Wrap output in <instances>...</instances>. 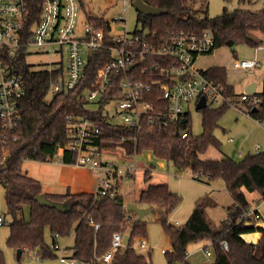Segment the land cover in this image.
Wrapping results in <instances>:
<instances>
[{
    "label": "trees",
    "instance_id": "trees-1",
    "mask_svg": "<svg viewBox=\"0 0 264 264\" xmlns=\"http://www.w3.org/2000/svg\"><path fill=\"white\" fill-rule=\"evenodd\" d=\"M143 1L164 14L152 17L138 13L137 24L141 28L134 32L142 37L160 40L174 33L199 35L210 32L215 42L214 50L226 46H264V11L238 8L225 10L220 16L210 18L195 16L185 0ZM256 1L239 0V3L252 5ZM88 19L100 25L107 22L91 16ZM257 32L261 34L259 39L255 35ZM233 54L236 55L235 50ZM100 56L97 54L89 60L86 78L76 90L59 94L50 101V88L57 73L46 67L37 69L28 64L25 58L18 60V70L25 80L27 94L20 106L21 124L8 144L9 154L6 159L0 154V184L6 191L7 211L11 218L8 246L16 251L36 250L41 259H57L56 250L45 240L46 231L50 232L54 242L57 241L56 235L60 238L73 233L74 245L70 248L73 251L70 258L82 264H153L151 252L140 254L136 250L137 243L147 238L149 222L145 219L135 222V215L127 211L124 198L118 193V185L114 189L115 194L106 196L95 193L75 195L70 192L44 194L41 183L24 172L27 161L51 163L57 160L60 150L70 142L67 118L72 116L96 121L102 130L98 144L105 149H121L126 159L136 160L141 154L151 152L157 159L174 163L179 170L191 169L197 179L207 177L211 181L223 179L226 182L234 203L227 209V219L219 227H214L207 216V209L215 206L208 197L198 200L186 224L177 227L170 223L169 218L181 204L182 198L166 184H151L142 191L138 204L159 209L158 221L171 240L172 251L164 254L168 264H191L187 257L188 247L203 240L213 242L216 253L213 264H264V228L254 224L248 226L246 221H240L242 215L250 210L242 189L264 194V152L249 155L242 161L229 157L201 158L210 148L221 152L222 143L214 132L229 106L200 110L203 126L200 135L192 133L190 112L185 113L179 122L166 124L153 111L143 117L141 130L121 128L111 123L110 117L104 114L108 101L123 97L121 75L113 76L110 93L104 100H88L98 69L111 58L108 53L103 59ZM138 64L127 76L153 84L152 89L144 93L143 99L154 106V110L166 111L168 105L163 99L160 84L153 82H171L168 73L174 67V61L147 54ZM145 69L147 73L143 74ZM202 71L211 80L222 83L228 97L240 96L227 82L226 68L215 66ZM257 95L264 97L261 93ZM263 111L264 108L251 109L250 115L257 119ZM60 159L64 164L76 162V156L68 150L62 152ZM149 178L147 172L146 181ZM38 194L69 206L68 211L61 213L42 207L35 200ZM25 206L30 208L28 220L25 219ZM256 231L263 234L258 243H249L243 238V235ZM118 232L131 236L129 246L119 249L112 260L105 263L103 257L111 250L113 235ZM224 240L229 244L227 252L220 246ZM4 263V252L0 247V264Z\"/></svg>",
    "mask_w": 264,
    "mask_h": 264
},
{
    "label": "built area",
    "instance_id": "built-area-1",
    "mask_svg": "<svg viewBox=\"0 0 264 264\" xmlns=\"http://www.w3.org/2000/svg\"><path fill=\"white\" fill-rule=\"evenodd\" d=\"M131 0L123 1L122 13L112 21L100 25L86 18L81 22L83 4L81 0H0V154L3 159L9 154L8 144L21 124V102L27 94L23 75L18 70V60L28 59L34 54H54L58 61L49 69L56 72L49 101L59 94L76 90L86 78V67L90 59L106 53L111 58L97 71L96 82L88 93L89 101H102L106 98L114 80V75H121L120 87L123 97L108 101L104 114L110 122L121 128L141 130L142 119L148 113L157 112L163 123H176L183 119L188 107L206 98V107L212 109L225 105L238 111L241 109L249 116L250 110L264 108V97L243 93L239 97H228L222 83L211 80L196 65L200 56L212 54L215 42L210 32L202 34L174 33L164 39L145 38L128 33L126 19ZM118 26L124 27L123 34H114ZM264 47V46H261ZM35 50V51H34ZM104 53V54H103ZM160 56L174 61L169 70L171 82L154 81L160 84L163 99L167 103L166 111L154 110V106L143 99L144 93L152 89L153 84L138 81L127 74L138 67L145 56ZM66 59V65L63 61ZM133 65L135 68L131 69ZM235 67L249 71L260 67L258 60H238ZM147 70H143L146 74ZM261 94L264 95V86ZM116 104L114 111L107 106ZM69 122L68 145L60 152L68 150L76 156L75 165L92 171L98 179L95 194L113 195L114 189L124 176H132L137 170L136 160L118 163L106 157L109 150L102 148L98 140L102 130L91 118L72 117ZM186 135V133H184ZM259 149V147H258ZM260 220L258 211L245 212L240 221ZM0 216V226L4 223ZM98 226H96V229ZM58 239V235L55 237ZM124 236L113 235L111 250L104 255L103 261L109 263L114 253L122 247ZM221 248L229 251L227 241H221ZM140 249L147 248L145 240L138 242ZM51 248L60 251V262L81 264L75 259L67 258L64 249L57 242ZM165 254L166 251L162 250ZM37 258L40 256L36 255Z\"/></svg>",
    "mask_w": 264,
    "mask_h": 264
},
{
    "label": "rangeland",
    "instance_id": "rangeland-1",
    "mask_svg": "<svg viewBox=\"0 0 264 264\" xmlns=\"http://www.w3.org/2000/svg\"><path fill=\"white\" fill-rule=\"evenodd\" d=\"M123 1L124 0H83L84 6L81 12V22L89 16L112 21L122 13ZM185 4L189 7L192 13L198 17L208 16L210 18H216L223 14L225 10L232 11L238 8L248 9L254 12L264 11V0H257L252 5L240 4L239 0H185ZM123 17L126 19L128 33H133L136 29L141 28V25L137 24L138 12L132 6L128 8L127 14H124ZM124 30V27L118 26L113 32L114 34L121 35L125 32ZM256 36L261 37V34L257 32ZM254 49V47L248 46L222 47L215 50L213 54H208L206 56L203 55L204 57L200 56L196 61V65L199 68L206 70L210 68V65L213 67L217 66L218 63H222L227 70V82L234 86L237 92L242 94L245 85L255 78H252L249 71H233V64L237 59H252L255 51ZM233 50L236 51V55L233 54ZM57 61L58 56H55L54 54L49 55L39 53L31 56L28 59V64L35 66L37 69L42 67L49 68L53 62ZM63 64L66 65V59L63 61ZM257 69H253L252 74L255 75ZM258 79L259 78H256V81H258ZM263 86L264 83H259V92L263 91ZM115 107L116 104L112 103L107 106L106 109L114 111ZM188 110L191 115L192 133L194 135H200L203 132L202 113L198 111L193 104L188 107ZM215 135L223 143L222 151L226 153L227 156L235 161H242L248 156L249 152L251 154L257 152V145H260L264 152V117L262 123L258 125L251 117L229 107L221 117L218 128L215 130ZM229 136L235 138V143H228L227 139ZM240 149L243 150L244 155L240 154ZM108 153L112 154H108L106 157L115 158V155L119 156L120 154H123V151L121 149H116L111 150ZM61 154H59L56 161H60ZM221 157H224L222 152H219L214 148H210L206 154L201 156L202 159H221ZM136 162L142 164L140 169L137 168L132 177L124 176L118 185V189L121 188L120 195H123L126 204L134 203V199L137 197L140 190L145 187L143 172L146 168L151 170L152 184L167 183L171 191L179 194L182 198L181 204L170 215L169 221L173 225H176L177 227L185 225L195 207L196 201L207 197L217 204L215 208L207 210V216L212 225L214 227H219L221 223L227 219V208L233 204V198L227 191L225 181L218 180L208 186L194 180L189 169L180 171L174 167L172 163L157 159L152 153H145L138 156ZM23 169L27 171L26 166H24ZM245 194L250 202L252 211L258 209L264 220V195L259 191H246ZM5 197V188L0 184V216L5 218V223L0 226V247L4 252V264H61L59 259L61 255L60 251H56L58 255L57 259L37 258L36 250L25 251L21 258L18 259L17 251L8 246V239L10 236L9 224L11 218L8 215ZM158 213L159 210L155 209V211L147 217V221H149L146 238L148 248L140 249L137 243L136 250L140 254H147V252L151 250L153 264H168L162 250L167 251L170 249V238L164 232L161 223L157 219ZM25 219H29V206H25ZM260 224V222H257L254 225L260 227L262 226ZM244 236H249L248 238L254 241L260 239L261 232L256 231L245 234ZM45 240L47 244L51 246L53 238L49 231H46ZM57 240L61 248H72L74 245L73 233L68 237H60ZM194 248L195 247H191L189 251L191 252ZM202 258H204L203 255H198L197 257L192 258V261L197 263Z\"/></svg>",
    "mask_w": 264,
    "mask_h": 264
},
{
    "label": "crops",
    "instance_id": "crops-1",
    "mask_svg": "<svg viewBox=\"0 0 264 264\" xmlns=\"http://www.w3.org/2000/svg\"><path fill=\"white\" fill-rule=\"evenodd\" d=\"M81 1H82V4H83V0H81ZM256 37L258 39L260 38L258 36H256ZM254 50L255 51H254V54L252 56V59H249V60H253V59L258 60L260 62V67L257 69V72H256L255 75L254 74L251 75L252 78H255V79H253L252 81L248 82V84L245 85L244 90L242 91V94L245 93L247 88L249 86H251L252 84H255L256 93H261V92H259V83H262V84L264 83V70H263V68H264V47H258V48H255ZM204 56H206V55H204ZM204 56H202V57H204ZM236 61H238V59ZM235 62L233 64V68H232L233 71H236V72H248V71L236 68L235 67ZM220 64H222V63H218L217 67H224L225 68V66H223V64L222 65H220ZM213 67H215V66H213ZM210 68H211V65H210ZM201 70H205V69H201ZM256 78H259L258 81H256ZM235 93L237 95H241L236 90H235ZM197 104L193 103V105L195 107L197 106ZM217 108H220V107H215V108H212V109H217ZM198 111H200V110H198ZM239 112L244 114V115H247L242 109ZM247 116L251 117L258 125H260L262 123V121H263L264 111L259 113L257 119L255 117H252V116H249V115H247ZM219 121H218V125H219ZM214 134H215V132H214ZM227 141H228V143H235V138L233 136L232 137L229 136ZM220 142H221V140H220ZM222 146H223V143H222ZM258 147H259V149H258ZM256 149H257V152H255L254 154H257L259 152H263L262 151V147L260 145H257ZM107 150L111 151L110 149H107ZM221 152H222V155L224 157H229V156L226 155V153H224L222 151V148H221ZM146 153H151V152H146ZM109 154H112V153H109ZM143 154H145V153H143ZM143 154H141V155H143ZM240 154L244 155V152L241 149H240ZM254 154H251L249 152L248 156L249 155H254ZM224 157H221V159L224 158ZM110 158H113V159L117 160L120 163H126V162L129 161V159H126L123 156V154H120L119 156L115 155V158L114 157H110ZM229 158H231V157H229ZM169 163H172V162H169ZM172 164L174 165V163H172ZM24 166L27 167V171L24 170V172H26L29 175V177H31L34 180H36V181L41 183L44 194H58V195H62V194H65L67 192H70L71 194L79 195V194H83V193H95L96 188H97L98 179H97V176L92 171H90L87 168H84V167H81V166H77L75 164H64L61 159H60V161H55V162H51V163H41V162H35V161H27V162H25ZM141 166H142V164H140V162L139 163L137 162V167L139 169H140ZM174 167H176V166L174 165ZM185 170H187V169H185ZM185 170H180V171H185ZM189 171L191 172L192 177H193L194 180H196L198 182H201V183H204V184H206L208 186L212 185L213 183H215L218 180H223V179H217V180H212L211 181L207 177H201L200 179H197L196 175L193 174L192 170L189 169ZM147 172H148V174L150 176L148 181H146V179H145V177L147 175ZM143 173H144L145 187L140 190L139 194L134 199V203H132V204H136L140 208H151V207H148V206H141L140 204H138L139 197H140V194L142 193V191L146 190L149 187V185L152 184L151 183V181H152L151 170L145 168ZM160 184L168 185L167 183H160ZM153 185H159V184H153ZM120 189H118V193L119 194H120ZM227 191H228V189H227ZM242 191H244V194H245V192L247 190L242 189ZM175 194H177V193H175ZM245 196H246V194H245ZM246 198H247V196H246ZM124 202H125V206H126V209H127V205L128 204H126L125 200H124ZM248 202H249V200H248ZM213 203L215 204V206L214 207H209L208 209H212V208H215L217 206V204L215 202H213ZM233 203H234V201H233ZM249 204H250V202H249ZM155 209L156 208H153L152 213L155 211ZM250 210H252L251 205H250ZM253 211H258V209H255ZM258 213H259V211H258ZM191 215H192V213H191ZM135 217H137V216L135 215ZM147 217H148V215L143 217V219L147 220ZM158 217H159V213H158ZM158 217H157V219H158ZM29 218H30V208H29ZM4 220H5V218H4ZM257 222H260L261 223L260 225H262L260 227L264 228V220H263V217L261 216V214H260V220L259 221H256L255 219H252L249 222H247V225H253V224L257 223ZM262 236H263V234L261 233L260 239H258V240L256 239L254 241H252V239L248 238L249 236L245 237L243 235V238L249 243L252 242V243L256 244L262 239ZM144 240L146 241V239H144ZM56 242L58 243V240ZM146 244H147V241H146ZM170 245H171L170 249H168L167 251H172L171 240H170ZM191 247H195V248H194V250H192L190 252L189 249ZM147 248H148V246H147ZM147 248H144V249H147ZM63 249H64V255L67 258H70L72 256V252L73 251L69 247H65ZM70 252H71V254H70ZM149 252L152 253L151 250H149L147 253H149ZM22 254H23V252H22ZM22 254H21V256H22ZM198 255H203L204 258L200 259L197 263H194L192 261V258H195ZM187 257H188V261L191 264H213L216 261V253H215V249H214V246H213V242L211 240H203V241H200L198 243H194V244L189 245ZM165 258H166V256H165ZM61 264H65V263L61 262Z\"/></svg>",
    "mask_w": 264,
    "mask_h": 264
},
{
    "label": "water",
    "instance_id": "water-1",
    "mask_svg": "<svg viewBox=\"0 0 264 264\" xmlns=\"http://www.w3.org/2000/svg\"><path fill=\"white\" fill-rule=\"evenodd\" d=\"M132 7L135 8V10L138 13L146 15V16L157 17V16H161V15L164 14V12L162 10L156 9V8H153V7L149 6V5H147L143 0H134L132 2ZM135 67H136V65H133L131 67V69H133ZM245 93H247V94H255L256 93L255 84H252L251 86H249L247 88V90L245 91ZM205 107H206V98L202 97L199 100V102H198V104L196 106V109L197 110H202ZM183 122H186V120H184ZM35 200L42 207L56 209L58 212H61V213H65L69 209V206H67L65 204L54 202V201L50 200L47 196H45L43 194L36 195L35 196ZM127 211L128 212H133L137 216L136 219H135V222H139L140 220L143 219V217H145V216L149 215L150 213H152L153 208H140L136 204H128L127 205ZM248 226H251V225H248ZM130 240H131V236L130 235L124 236V239H123L124 246H126V247L129 246ZM22 252H23L22 249L17 250L18 259H20Z\"/></svg>",
    "mask_w": 264,
    "mask_h": 264
}]
</instances>
